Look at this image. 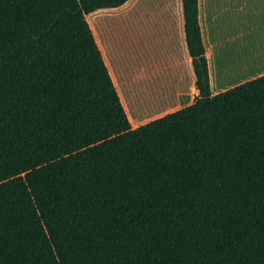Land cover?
Here are the masks:
<instances>
[{"label": "trees", "instance_id": "trees-1", "mask_svg": "<svg viewBox=\"0 0 264 264\" xmlns=\"http://www.w3.org/2000/svg\"><path fill=\"white\" fill-rule=\"evenodd\" d=\"M0 0V264H264V74L132 128L86 18Z\"/></svg>", "mask_w": 264, "mask_h": 264}, {"label": "crops", "instance_id": "crops-1", "mask_svg": "<svg viewBox=\"0 0 264 264\" xmlns=\"http://www.w3.org/2000/svg\"><path fill=\"white\" fill-rule=\"evenodd\" d=\"M197 7L211 94L264 74V0H197ZM86 18L132 128L199 96L182 0H126ZM112 71L140 72L121 81Z\"/></svg>", "mask_w": 264, "mask_h": 264}, {"label": "rangeland", "instance_id": "rangeland-1", "mask_svg": "<svg viewBox=\"0 0 264 264\" xmlns=\"http://www.w3.org/2000/svg\"><path fill=\"white\" fill-rule=\"evenodd\" d=\"M104 11L105 10L98 12V16H101V18L104 17V15H105ZM257 29H258V32H260V30H261L260 26H258ZM262 30L264 31V28H262ZM112 72L114 74L119 73L118 80L123 81L124 79H126V80L129 79V80L133 81L136 78V76H138L140 71H112Z\"/></svg>", "mask_w": 264, "mask_h": 264}]
</instances>
